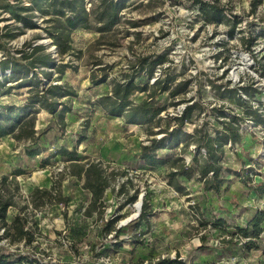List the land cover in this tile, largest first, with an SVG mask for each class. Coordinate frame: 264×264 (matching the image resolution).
Returning <instances> with one entry per match:
<instances>
[{"label": "rangeland", "instance_id": "obj_1", "mask_svg": "<svg viewBox=\"0 0 264 264\" xmlns=\"http://www.w3.org/2000/svg\"><path fill=\"white\" fill-rule=\"evenodd\" d=\"M209 1L225 6L229 17L236 14L233 36L226 22H205L195 0H127L120 23L104 36L89 30L72 32L74 51L63 57V63L74 67L66 68L63 75L49 69V81L77 90V97L62 99L75 106L76 113L67 114L64 124L40 109L35 116L36 137L47 148L40 156L25 154L36 143L21 134L29 127L24 118L15 133L0 137V205L6 201L11 204L4 221L0 218V246L5 251L21 253L42 264H147L176 255L195 264H264V233L260 247L228 256L226 230L209 222L222 213L230 217V227L234 217L238 224H245L249 214L264 208V194L251 190L242 196L244 182L227 173L230 190L219 199L208 198L195 179L186 183V191L168 183L170 168L135 166L141 145L171 129L176 122L171 116L186 105H174L173 101L191 97L205 108L194 111L187 131L202 126L213 134L221 127L220 120L227 119L218 117L215 108L244 114L236 98L221 97L224 88L249 87L253 95L244 93L243 98L258 106L264 116V35H259L264 29V0ZM16 3L23 6L31 1L0 0V43L17 57L19 50L29 49V44L47 45L57 57L45 30L54 25L46 21L51 15L40 13L36 17L40 27H21L5 8ZM96 3L98 0H86L85 7L90 9ZM6 26L14 37L1 36ZM158 53L166 57L163 66L156 69L158 73L162 69L176 76V81L189 80L184 94L176 98H167V93L158 96L168 104L160 125L127 126L122 118H106L100 107L91 104L96 98L89 89L93 73L101 76L107 72L111 81L119 79L139 58ZM13 83L0 88L2 111L26 103L27 88L2 92ZM111 86L108 83L98 89L103 93ZM145 95L142 92L133 98L138 101ZM244 126L241 142L234 148L223 147L220 164L238 170L241 177L252 169V179L246 181L254 185L264 182V124L254 125L246 119ZM82 133L88 139L76 144ZM195 134L188 141L181 138L187 149H176L184 153L188 165L192 162L190 149L199 142V134ZM51 138L55 139L53 145ZM61 143L88 156L83 164L95 162L105 170L111 186L102 201L91 202V194L83 186L84 177L75 176L71 164L55 154ZM18 168L24 173H16ZM141 194L143 203L147 200L149 205L146 218L141 216L142 207L140 211L135 207ZM132 195H137V201L130 203L127 199ZM242 241L239 238L237 243Z\"/></svg>", "mask_w": 264, "mask_h": 264}, {"label": "trees", "instance_id": "obj_2", "mask_svg": "<svg viewBox=\"0 0 264 264\" xmlns=\"http://www.w3.org/2000/svg\"><path fill=\"white\" fill-rule=\"evenodd\" d=\"M30 1L29 5L22 6L16 3L9 4L5 8L11 12L13 18L21 27H40L37 24L36 17L40 13L44 15L50 14L52 18H47L46 21L53 22L54 25L46 27L45 30H47V34L52 39L58 55L55 57L48 51L47 45L29 44V49L19 50L20 56L17 57L6 49L4 44L0 43V50L3 51V58L0 60V88L5 87L9 82H14L6 89H3L2 92L9 93L11 88H27L28 91L24 106L18 108L6 107L4 111L0 110V137L15 133L18 122L22 118L26 119L25 121L29 127L27 130H21V134L34 139L36 145L29 146L25 154L27 157H34L40 156L47 149L44 142L40 143V139L36 137L38 131L35 128V116L40 109H46L55 120L64 124L67 114L76 113V110H74L75 106H71L67 102L62 101V99L65 97H77V90H73L67 84L50 82L49 78L52 75V71L49 69H54L63 75L66 68H73L72 64L63 63V57L74 51L72 32L89 30L104 36L105 33L112 31L120 23V12L125 7L127 0H98V3L92 5L90 9L85 7L86 0ZM195 2L198 4L205 22H226L229 24V32L233 36L238 23L236 14H232V17H229L226 14V7L220 5L217 1L195 0ZM4 28L6 31L1 36L7 38L15 36L14 32L8 29L9 26ZM259 35H264L263 28ZM250 40L252 41L253 38ZM165 60V55L161 53L154 54L153 57H141L137 63L130 65L129 69L123 71L121 78H116L112 81L109 79L110 74L107 72L101 76L93 73L90 77L91 85L89 89L94 90L96 98L91 104L94 107H100L106 118H122L127 126L140 125L148 128V126L160 125L162 113L168 109V104L161 101L158 96L162 93H167V98H176L186 92L189 84L188 79L176 81V76L172 75L171 72L167 73L161 69V72L158 73L156 69L161 68ZM143 76H145L144 79H142ZM150 80H153L151 84ZM108 83L112 85L111 88H107L105 92L101 93L98 87ZM249 89L247 86H239L224 88V91H220L221 97L236 98L239 106L244 109V114H233L222 107L215 108L214 110L217 111L218 117L221 116V118L227 119L220 118L221 127L215 129L213 134L205 132V129L202 130V126L201 129H194L193 131H187L186 128L187 124L192 121L191 117L194 111L200 109L203 112L205 110L204 106L202 107L199 102L191 99V97L173 101L174 105H179L180 103H186V105L179 113L171 116L176 121L171 129L163 131L164 133L160 137H152L148 144L141 145L135 166L139 165L140 168H157V166L170 168L168 183L179 191H186L188 188L186 183L190 179H195L196 182L201 184L200 187L204 197L208 198L214 196L219 199L222 194L230 190L231 182L227 173L235 175L236 178L239 177L244 182V187L246 188H241L242 196H248L251 190L260 192V195H263L264 182L252 185L246 181V179H252V169H248L245 173L246 176L241 177L238 170L235 171L223 166L222 163L220 164L224 153L223 147H228L229 143H231L229 148H234L243 139V131H246L244 126L246 119L253 121L254 125L264 124V116L259 111L260 108L250 104L240 94L241 90L243 94L253 95ZM142 92L146 93V95L136 101L133 98L134 95ZM60 106L62 108H59ZM57 125L59 124L57 123ZM196 132L199 134V142L194 149H190L192 162L188 165L184 162V153L177 152L176 149L180 148L182 150L186 148L187 145L183 144L181 138H185L188 141L190 137L192 138L196 135ZM43 133L41 132L40 134ZM53 138L49 140L50 145L55 144V139ZM87 139L88 136L86 134H79V142L76 144L80 145ZM55 154L71 164L75 176L84 177L83 186L91 194V202L98 203L102 201L105 191L111 186L110 178L105 170L95 162L83 164L88 159V156L81 154L77 150H71L66 143H61ZM16 173L24 172L23 169L18 168ZM247 185L250 187L248 188ZM136 199L137 195H132L127 200L133 203L137 201ZM10 205L7 201L1 203V221H4ZM148 206V202L145 200L141 211V216L144 218L147 217ZM228 218L230 217H225L224 214L220 213L219 216L212 217L209 220L214 227L226 230L229 238L225 239V242L230 244L226 248L228 256H235L237 251L248 253L259 246L258 242H261L264 233V208L255 209L253 213L249 214L245 224H238L235 222L238 218L234 217L232 219L234 222H232L230 227ZM207 222H204V224H207ZM239 238L243 240L241 243H237ZM22 263L42 264L30 260V258L28 259L21 253L5 251L0 246V264ZM147 264L195 263L180 258V255H176L173 258L163 257L157 261H149Z\"/></svg>", "mask_w": 264, "mask_h": 264}, {"label": "water", "instance_id": "obj_3", "mask_svg": "<svg viewBox=\"0 0 264 264\" xmlns=\"http://www.w3.org/2000/svg\"><path fill=\"white\" fill-rule=\"evenodd\" d=\"M54 49H55V51H56V47H55ZM142 196H143V195L141 194V197L139 198L140 201H139V209H138V211H140V210H141V207H142V203H143Z\"/></svg>", "mask_w": 264, "mask_h": 264}, {"label": "bare ground", "instance_id": "obj_4", "mask_svg": "<svg viewBox=\"0 0 264 264\" xmlns=\"http://www.w3.org/2000/svg\"><path fill=\"white\" fill-rule=\"evenodd\" d=\"M136 207V211L139 209V200L137 201V203L135 204ZM135 215V214H134Z\"/></svg>", "mask_w": 264, "mask_h": 264}, {"label": "built area", "instance_id": "obj_5", "mask_svg": "<svg viewBox=\"0 0 264 264\" xmlns=\"http://www.w3.org/2000/svg\"><path fill=\"white\" fill-rule=\"evenodd\" d=\"M242 93V96H245V94H243V92H241ZM252 123H253V121H251ZM252 127V126H251ZM250 127V128H251ZM263 139H264V136L262 137ZM228 146H231V143H229V145Z\"/></svg>", "mask_w": 264, "mask_h": 264}, {"label": "crops", "instance_id": "obj_6", "mask_svg": "<svg viewBox=\"0 0 264 264\" xmlns=\"http://www.w3.org/2000/svg\"><path fill=\"white\" fill-rule=\"evenodd\" d=\"M263 196V195H262Z\"/></svg>", "mask_w": 264, "mask_h": 264}]
</instances>
